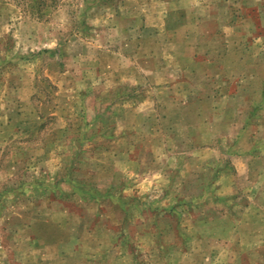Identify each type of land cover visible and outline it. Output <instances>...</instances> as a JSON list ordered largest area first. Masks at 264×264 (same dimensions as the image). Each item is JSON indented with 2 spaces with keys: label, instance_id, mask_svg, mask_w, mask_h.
Masks as SVG:
<instances>
[{
  "label": "rangeland",
  "instance_id": "rangeland-1",
  "mask_svg": "<svg viewBox=\"0 0 264 264\" xmlns=\"http://www.w3.org/2000/svg\"><path fill=\"white\" fill-rule=\"evenodd\" d=\"M219 1L0 0V264H264L255 90L217 74L264 75V0H226L227 62L166 30Z\"/></svg>",
  "mask_w": 264,
  "mask_h": 264
},
{
  "label": "crops",
  "instance_id": "crops-1",
  "mask_svg": "<svg viewBox=\"0 0 264 264\" xmlns=\"http://www.w3.org/2000/svg\"><path fill=\"white\" fill-rule=\"evenodd\" d=\"M228 2H226V0H220L219 1V7H221L222 10V14L221 16H214V13H212L213 11L210 10L208 12V15L201 13V15L199 17H196V20H192L194 22H192V24H187V21H182L180 20V22H175L169 29L166 30H170V31H174L176 29L180 28V32L183 31V28L185 29L183 34H182V41H179V46H189L190 45V39H193L192 36H194V39H197L196 41H202L203 45H212L215 44L217 41L219 43V45L224 46V49L222 51L223 54L226 53V55L223 57V61L222 62H227V54L229 52V46H231L233 43H235V46H243V47H247L248 45L245 44L244 39H242L243 35H238V38L234 32L235 27L232 28V23L234 21H232V18L230 17V19L225 18L227 13H228ZM218 7V8H219ZM230 7H229V11H230ZM199 11H196V13ZM231 13V11L229 12ZM183 25V26H182ZM251 25V23H249V26ZM261 28L263 29L264 32V23L260 24ZM170 27V26H169ZM190 27V28H189ZM191 32L187 33V30H189ZM192 28V29H191ZM260 27L259 26H255V29L258 30ZM229 29H232L231 31ZM234 29V30H233ZM170 31L168 33H170ZM244 34V32H243ZM258 37V36H257ZM254 38V37H253ZM258 39V38H257ZM256 39V40H257ZM255 40V38H254ZM233 41V42H232ZM205 43V44H204ZM232 43V44H230ZM243 44V45H241ZM252 46H258V45H263L264 46V41H252L251 42ZM250 44V45H251ZM244 48H241L240 51H238L239 53L242 54L241 58H236V61L238 63H236L237 65H235L234 69H230L229 71L227 69L225 70H220L218 71V76H224V78L227 79H241L238 82H236L237 85H243L242 88L246 89V85L251 86V88H254V90L252 92L251 95V99L246 100L247 98H243L242 99V104L241 105H237V103H234V108L236 109H241V110H250V115L249 117L246 118H241L240 120V124L242 127H247L246 130H244L242 132V134H246L249 131L250 134V142H251V150L250 153L247 154L248 156H250V158L252 160H257L258 158H264V82L262 81H258V79H262L263 75V69L260 68H251L249 67L248 69L244 66L245 64L243 63H247L246 59L244 57ZM262 53V54H261ZM258 55L261 56V58H258ZM184 56V55H183ZM147 57V56H146ZM144 57L145 62L147 60V58ZM172 58V57H171ZM149 60H154L155 62V58L153 57H149ZM221 60V58H220ZM258 61L261 62L262 65V60L264 61V49L260 52H258L256 54V56L254 55V60L253 61ZM172 61V60H171ZM224 64V63H222ZM163 65V62H161L160 60H158L157 65L154 66V70H158L159 73H161L162 77L165 79H167V81H170L167 77L171 76V74H165L163 73V69H161ZM155 70V72H156ZM157 73V72H156ZM159 75V74H157ZM246 79V80H244ZM249 79V82H247V80ZM246 83V85L244 86V84ZM249 83V84H247ZM260 87V89H259ZM256 94V96H255ZM225 101L227 102V100H223L222 102L225 104ZM229 102V101H228ZM229 107V106H228ZM227 105L225 106V109L228 108ZM211 121V119H210ZM259 175L260 173L258 172V169L255 168L254 166L250 167V179H251V194L252 196L256 199L257 201L254 202V204L257 205H262L264 206V203H260V201L258 200L259 196L261 195V197H264V192L260 191L259 187L260 184H257V180L253 178V175ZM264 182V178L262 179ZM256 183V184H255ZM252 204L251 208H255L256 206ZM255 211V210H254ZM251 221H257L254 217L251 218Z\"/></svg>",
  "mask_w": 264,
  "mask_h": 264
},
{
  "label": "trees",
  "instance_id": "trees-1",
  "mask_svg": "<svg viewBox=\"0 0 264 264\" xmlns=\"http://www.w3.org/2000/svg\"><path fill=\"white\" fill-rule=\"evenodd\" d=\"M34 1V6L37 7H45L46 6V2L45 1H54V0H33Z\"/></svg>",
  "mask_w": 264,
  "mask_h": 264
}]
</instances>
